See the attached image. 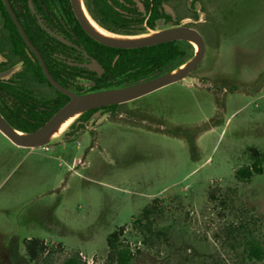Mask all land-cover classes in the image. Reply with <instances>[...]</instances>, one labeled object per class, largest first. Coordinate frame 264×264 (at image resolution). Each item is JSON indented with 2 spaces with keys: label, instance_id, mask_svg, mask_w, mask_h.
<instances>
[{
  "label": "rangeland",
  "instance_id": "rangeland-1",
  "mask_svg": "<svg viewBox=\"0 0 264 264\" xmlns=\"http://www.w3.org/2000/svg\"><path fill=\"white\" fill-rule=\"evenodd\" d=\"M206 1L216 23L192 75L210 87L185 79L121 104L130 124H103L92 149L90 132L37 148L0 132V264H104L121 226L129 264H264L246 251L264 244V171L235 174L253 149L264 168V0ZM27 238L45 241L35 260Z\"/></svg>",
  "mask_w": 264,
  "mask_h": 264
},
{
  "label": "flooded vegetation",
  "instance_id": "flooded-vegetation-1",
  "mask_svg": "<svg viewBox=\"0 0 264 264\" xmlns=\"http://www.w3.org/2000/svg\"><path fill=\"white\" fill-rule=\"evenodd\" d=\"M85 3L99 24L119 33L175 26L194 28L201 33L202 26L216 23L206 0H85ZM162 43L177 47L184 59L196 50V45L185 39L158 44ZM143 47H116L98 41L84 28L72 0H0V113L18 129L36 130L71 101L72 96L66 90L81 94L155 75L159 71L156 62L146 65L143 60L148 59V53L140 50ZM196 85L210 87L209 79ZM121 104L84 112L70 125L63 142L79 140L90 132L92 149L103 124H130L126 118L122 119L125 116L118 110Z\"/></svg>",
  "mask_w": 264,
  "mask_h": 264
},
{
  "label": "water",
  "instance_id": "water-1",
  "mask_svg": "<svg viewBox=\"0 0 264 264\" xmlns=\"http://www.w3.org/2000/svg\"><path fill=\"white\" fill-rule=\"evenodd\" d=\"M72 2L84 28L90 35L104 44L116 47L136 48L151 46L173 39H185L194 44V46L196 45L195 53L171 69L136 82L91 89L81 94L66 90L72 96L71 101L59 109L41 127L33 131L18 129L0 113V131L18 146L26 148L46 147L53 141L63 140L65 133L70 130V125L90 109L103 105L129 102L185 79H189L190 82L199 83L198 78L190 75L200 65L206 54V42L204 36L198 30L175 26L140 33L114 32L99 24L92 17L85 0H72ZM71 119L72 121L62 129L63 125Z\"/></svg>",
  "mask_w": 264,
  "mask_h": 264
},
{
  "label": "trees",
  "instance_id": "trees-1",
  "mask_svg": "<svg viewBox=\"0 0 264 264\" xmlns=\"http://www.w3.org/2000/svg\"><path fill=\"white\" fill-rule=\"evenodd\" d=\"M171 46L172 45L170 43H162L140 48L142 52L144 51L148 53V59L143 61L147 62L146 65L156 62L155 66L159 70L156 72V74L171 69L173 66L184 60V58L180 57L181 52L178 50V48ZM115 106L116 105H113L112 107ZM250 159V164L245 165L236 171L235 174L237 179L242 181L249 180L252 179L255 174L262 173L264 171L262 165L263 156L259 155L257 150L253 149L251 151ZM213 195L214 194L211 196ZM156 203L157 200H155V202L150 206L144 208L142 211L141 220L145 222L144 224L149 230H151L152 215L157 212ZM138 222L139 220H136L134 225H136ZM125 229V226H121L108 236V253L104 264H129L133 260L135 252L123 238ZM24 243L26 252L31 260L37 259L47 249L44 239L41 238H27L25 239ZM246 251L250 258H255L258 260L264 258V244L255 236L247 238ZM61 264H86V262L83 260L80 253H76L67 257Z\"/></svg>",
  "mask_w": 264,
  "mask_h": 264
},
{
  "label": "bare ground",
  "instance_id": "bare-ground-1",
  "mask_svg": "<svg viewBox=\"0 0 264 264\" xmlns=\"http://www.w3.org/2000/svg\"><path fill=\"white\" fill-rule=\"evenodd\" d=\"M72 121V119L71 120H69L68 122H66L64 125H63V127H62V129H64L70 122Z\"/></svg>",
  "mask_w": 264,
  "mask_h": 264
}]
</instances>
